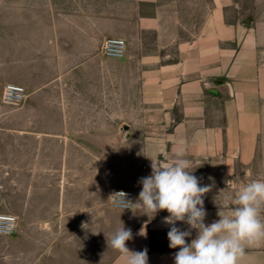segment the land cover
<instances>
[{
  "label": "crops",
  "instance_id": "0c3cea01",
  "mask_svg": "<svg viewBox=\"0 0 264 264\" xmlns=\"http://www.w3.org/2000/svg\"><path fill=\"white\" fill-rule=\"evenodd\" d=\"M165 18L171 20L168 29ZM129 26L141 36L152 33V44L129 41V29H124ZM110 38L125 41L122 57L104 53L103 43ZM147 49L152 52L144 53ZM113 60L127 64L129 71L136 65L133 77L142 80L133 96L138 109L149 99L143 82L150 81L153 113L159 115L154 127L169 124L167 136L154 139L147 169L138 170L137 178L150 175L151 160L163 166L182 152L190 162L188 171L201 184L212 185L203 197L205 222L211 223L218 218L217 205L239 189L236 178L253 179L258 173L254 163L264 161V0H0L1 101L16 106L21 121L33 114L29 123L34 129L71 127L62 109L41 104L58 77H82V66L94 67L88 77H98L102 67L99 77H109ZM8 84L25 89L19 104L3 101ZM79 112L74 121L80 128L85 113ZM132 184L119 190L132 193L134 202L141 185ZM113 207L132 230L126 242L130 251L147 249L148 264H174L176 249L168 246L169 225L163 222L166 211L152 218L154 213L136 214L134 206ZM18 226L16 217L15 230L0 236H16ZM109 264H124L121 253ZM236 264H264V237L245 243Z\"/></svg>",
  "mask_w": 264,
  "mask_h": 264
},
{
  "label": "rangeland",
  "instance_id": "374dc122",
  "mask_svg": "<svg viewBox=\"0 0 264 264\" xmlns=\"http://www.w3.org/2000/svg\"><path fill=\"white\" fill-rule=\"evenodd\" d=\"M170 23L165 18L164 28ZM124 29L131 42L154 40L150 32L141 36L131 26ZM135 66L129 71L113 60L109 77H99L103 67L98 77H88L93 66H82V77H58L41 104L62 109L70 128L34 129L33 114L21 121L17 107L5 105L0 96V213L19 222L16 236H0V264H109L120 253L107 240L125 217L108 199L139 182L137 171L147 169L154 139L170 132L168 123L154 127L159 115L153 113L148 80L143 83L149 99L138 109L133 96L142 80L133 77ZM78 111L85 113L80 128L74 121ZM253 169L258 172L253 179H264V161ZM236 180L241 186L252 179Z\"/></svg>",
  "mask_w": 264,
  "mask_h": 264
},
{
  "label": "clouds",
  "instance_id": "9594fccd",
  "mask_svg": "<svg viewBox=\"0 0 264 264\" xmlns=\"http://www.w3.org/2000/svg\"><path fill=\"white\" fill-rule=\"evenodd\" d=\"M151 161V173L140 178L141 190L134 202L123 191L113 192L108 200L123 211L134 206L136 214L149 217L154 213L152 218L166 211L163 222L169 225L168 246L176 249L174 264H236L245 243L264 237V179L242 184L233 195L216 204L218 218L206 223L203 197L212 185L201 184L194 171H188L190 162L182 152L178 151L173 161L163 166ZM178 222L187 228L177 226ZM138 234L143 236L144 229ZM132 238V230L123 226L111 235L107 245L121 253L124 264H148L147 249L130 251L126 247Z\"/></svg>",
  "mask_w": 264,
  "mask_h": 264
},
{
  "label": "built area",
  "instance_id": "2783aa9c",
  "mask_svg": "<svg viewBox=\"0 0 264 264\" xmlns=\"http://www.w3.org/2000/svg\"><path fill=\"white\" fill-rule=\"evenodd\" d=\"M103 51L107 56L120 58L125 51V41L122 39L110 38L103 43ZM25 97V89L21 86L8 84L2 94L3 101L8 104H19ZM123 191V190H117ZM115 191V192H117ZM128 194L131 200L132 193L123 191ZM16 217L8 214H0V234L8 235L15 230Z\"/></svg>",
  "mask_w": 264,
  "mask_h": 264
},
{
  "label": "water",
  "instance_id": "95a60500",
  "mask_svg": "<svg viewBox=\"0 0 264 264\" xmlns=\"http://www.w3.org/2000/svg\"><path fill=\"white\" fill-rule=\"evenodd\" d=\"M125 129L127 130V127ZM126 137H127V135H126Z\"/></svg>",
  "mask_w": 264,
  "mask_h": 264
}]
</instances>
